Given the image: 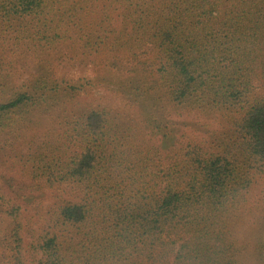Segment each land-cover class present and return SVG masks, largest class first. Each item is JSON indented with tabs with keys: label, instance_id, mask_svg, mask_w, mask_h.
<instances>
[{
	"label": "trees",
	"instance_id": "16d2710c",
	"mask_svg": "<svg viewBox=\"0 0 264 264\" xmlns=\"http://www.w3.org/2000/svg\"><path fill=\"white\" fill-rule=\"evenodd\" d=\"M62 44L94 75L59 74ZM24 51L42 65L0 96V264H264V224L241 248L217 223L264 176V0H0V95ZM99 85L136 111L84 100Z\"/></svg>",
	"mask_w": 264,
	"mask_h": 264
},
{
	"label": "rangeland",
	"instance_id": "374dc122",
	"mask_svg": "<svg viewBox=\"0 0 264 264\" xmlns=\"http://www.w3.org/2000/svg\"><path fill=\"white\" fill-rule=\"evenodd\" d=\"M41 58L42 54H39L38 56H32V53H28L27 51H24V53H21V55L17 56L13 67H11L10 74L4 79V92L0 96H4L12 85L21 84L33 74L37 73L41 69ZM51 59L54 60L53 65L57 68V72L61 75L72 78H77L84 75H94L92 63L89 60L84 59L82 56H77V54L70 52L69 47L67 48L66 44H62L57 49L53 50ZM110 62L115 66L116 74H118L117 72L122 73L123 71L129 69V65H125L124 61H116L111 59ZM84 100H98V102L102 104L111 105L123 112L127 109L135 112L137 109L127 100L125 96L121 94V92L113 89L112 87L109 88L99 85L98 87H95L93 89V93ZM161 112L165 114V119H169V121L172 123L174 130L173 139L181 138L184 135H197L198 138H201L203 130L201 123L203 122V119H200L199 114H197L195 111H177L176 109L172 108H163ZM0 178H3L2 169H0ZM8 180L11 182V178ZM29 196L25 197L24 199L29 201L31 199ZM35 197L43 198L46 197V194L42 192L37 195L35 194ZM262 224H264V212L261 213L259 225L262 226ZM4 227H6V225H4Z\"/></svg>",
	"mask_w": 264,
	"mask_h": 264
},
{
	"label": "clouds",
	"instance_id": "9594fccd",
	"mask_svg": "<svg viewBox=\"0 0 264 264\" xmlns=\"http://www.w3.org/2000/svg\"><path fill=\"white\" fill-rule=\"evenodd\" d=\"M256 182L255 191L235 187L225 192L217 210V223L241 248L257 234L264 212V176H258Z\"/></svg>",
	"mask_w": 264,
	"mask_h": 264
}]
</instances>
